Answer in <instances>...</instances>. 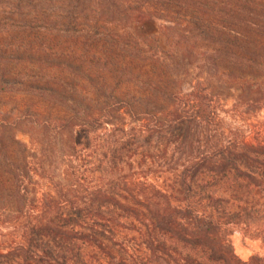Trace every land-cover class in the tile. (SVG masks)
<instances>
[{"label": "trees", "instance_id": "1", "mask_svg": "<svg viewBox=\"0 0 264 264\" xmlns=\"http://www.w3.org/2000/svg\"><path fill=\"white\" fill-rule=\"evenodd\" d=\"M13 65L0 264H264V0H0Z\"/></svg>", "mask_w": 264, "mask_h": 264}, {"label": "rangeland", "instance_id": "2", "mask_svg": "<svg viewBox=\"0 0 264 264\" xmlns=\"http://www.w3.org/2000/svg\"><path fill=\"white\" fill-rule=\"evenodd\" d=\"M162 23L164 22L159 19H153L151 22L140 26L138 32L142 34L155 33V31ZM26 66L31 67V64H27ZM23 71H25L26 73H31L34 72V69L23 70L21 66L13 65L12 72H0V76H5L4 78H0V86L6 85L10 87V92L0 93V110L7 112L10 117L9 120L15 117L19 106V92L12 94L13 92H15L13 90L19 91L21 89L20 83L16 82L14 76H16V74L18 73H25ZM49 71L55 72L52 70ZM235 101L236 98H232L230 99L228 104H231ZM16 137L23 142H28L29 140L28 135L21 131L16 132ZM243 230L244 228L242 227H236L234 228L233 233L230 235V242L235 254L242 260L248 259L252 254L255 253L264 255V240L255 237L254 235L244 234Z\"/></svg>", "mask_w": 264, "mask_h": 264}]
</instances>
